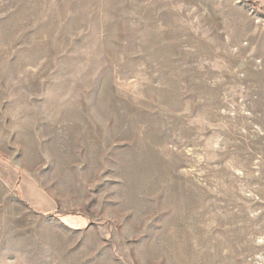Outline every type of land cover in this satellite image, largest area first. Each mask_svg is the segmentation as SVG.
Instances as JSON below:
<instances>
[{"label":"rangeland","instance_id":"374dc122","mask_svg":"<svg viewBox=\"0 0 264 264\" xmlns=\"http://www.w3.org/2000/svg\"><path fill=\"white\" fill-rule=\"evenodd\" d=\"M0 264H264V7L0 0Z\"/></svg>","mask_w":264,"mask_h":264},{"label":"crops","instance_id":"0c3cea01","mask_svg":"<svg viewBox=\"0 0 264 264\" xmlns=\"http://www.w3.org/2000/svg\"><path fill=\"white\" fill-rule=\"evenodd\" d=\"M251 1H252V2H255V3H257L258 5L264 7V0H251Z\"/></svg>","mask_w":264,"mask_h":264}]
</instances>
